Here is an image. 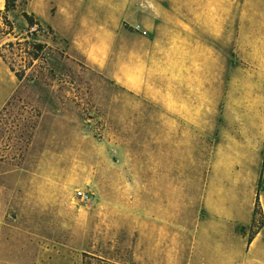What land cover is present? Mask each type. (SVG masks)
Segmentation results:
<instances>
[{
	"label": "rangeland",
	"instance_id": "obj_1",
	"mask_svg": "<svg viewBox=\"0 0 264 264\" xmlns=\"http://www.w3.org/2000/svg\"><path fill=\"white\" fill-rule=\"evenodd\" d=\"M202 1L211 48L225 61H209L201 90L189 92L186 82L176 90L169 80L168 16L161 33H142L157 38L146 42L156 61L133 67L142 74L134 90L123 80L131 69L121 47L97 68L69 58L46 26L30 34L23 6L8 22L0 14V264H82L85 253L98 264H187L216 156L206 203L226 228L200 230L191 262L216 264L219 243L238 255L241 241L229 226L250 218V170L257 185L264 181V129H254L250 113L264 106V61H254L264 58V0ZM172 95L179 107L203 106L204 113L171 112ZM143 186L160 188L169 204L172 188L176 204L163 202L157 217H146ZM77 189L93 201H79ZM155 225H170L166 249L177 256L164 258L159 241L144 238ZM241 253L243 264H253Z\"/></svg>",
	"mask_w": 264,
	"mask_h": 264
},
{
	"label": "crops",
	"instance_id": "obj_2",
	"mask_svg": "<svg viewBox=\"0 0 264 264\" xmlns=\"http://www.w3.org/2000/svg\"><path fill=\"white\" fill-rule=\"evenodd\" d=\"M4 4L5 0H0V10L4 9ZM22 6L24 7L23 10L28 14H33L41 21L42 25L50 29L57 37V41L65 42V54L71 59L84 61L97 68H105L108 66V61H112L114 51L121 47L124 51L122 56L123 66H128L131 69L128 73L137 76L133 78L129 74L123 80L129 88L134 90L141 86L142 74L140 72L136 74L133 69L147 64L143 61H156L152 49L155 47L153 44L157 38L153 36L151 40L150 37L143 36L142 33H161L163 28L161 23L167 16L170 24L164 30H168L170 35L169 61H171L172 68L169 80L175 84L176 90L179 82H186L188 92L191 88L193 91L199 88L200 91L201 84L199 83L204 81V72L209 65V61H225V57L220 59L219 52L216 51L215 55L214 49L211 48L208 10L207 5L202 0H19L17 9ZM181 16L185 18V26L179 27L178 18ZM123 24H128L133 28L131 32L125 31L122 27ZM179 33H185V37L179 39ZM146 42L153 43L151 48H146ZM244 60H247V58ZM254 61H264V58L261 57ZM178 66H184L183 70L185 68V72L179 71ZM189 98L186 97L187 102ZM170 110L175 114L186 115L195 112L204 113L203 106H195L194 111L179 107V97L177 95L171 96ZM250 113L254 115V129L263 130L264 106H252ZM186 119L188 118L186 117ZM216 157L209 164V169L203 180L201 194L205 213L193 227V240L187 264H192L191 259L194 254L195 241L200 236L198 235L200 230L205 232L204 234H209L214 232L209 229L210 227L217 224L225 227L206 203L207 181ZM226 162L229 161H223L222 163L226 164ZM234 162L235 158L230 160L229 166H233ZM236 168H238L237 164ZM256 171V169H251L249 172L253 177L250 188L252 197H254L251 201L250 218L243 222L232 221L233 225L229 226L230 233L233 236L238 235L241 241L239 243V253L238 255H232L227 248H221L222 244L219 243V254L216 255L219 259L216 264H243L242 251L245 255L250 256L253 264H264V181L260 185L256 184L258 180ZM262 178H264V171ZM170 191L171 202L169 204L165 197L162 198L160 188L141 187L140 201L143 204L144 215L146 217H157L160 213L159 204L163 202L165 208H172L177 200L173 198L172 188H170ZM257 195L263 212V225L251 242H248V237L244 231L251 226L253 207ZM170 228V225H163L158 229L155 225L153 230L149 228L143 231L146 235L145 239L153 235L152 240H154L155 246L159 241L158 248H163L161 256L164 258L177 256L174 251L173 253L171 250L166 249L172 241ZM205 240L208 241L210 238L205 236Z\"/></svg>",
	"mask_w": 264,
	"mask_h": 264
},
{
	"label": "trees",
	"instance_id": "obj_3",
	"mask_svg": "<svg viewBox=\"0 0 264 264\" xmlns=\"http://www.w3.org/2000/svg\"><path fill=\"white\" fill-rule=\"evenodd\" d=\"M18 2L19 0H5L4 9L0 10L1 18L4 20V22H8L7 15L9 13H12L17 10ZM21 15L24 18L27 26H32L36 24L38 26V30L42 27L41 21L37 19L33 14H28L25 10H22ZM49 31L51 30L49 29ZM11 44L12 43L10 42L9 45ZM33 46L39 50L41 49V45L38 43H34ZM33 58L36 59L37 55H34ZM262 225H263V212L259 201V197L257 195L253 207L252 222L250 226L248 242H251L252 238L259 231ZM96 260L102 262V259H100L99 257H94L92 255L85 253L82 264H98Z\"/></svg>",
	"mask_w": 264,
	"mask_h": 264
},
{
	"label": "built area",
	"instance_id": "obj_4",
	"mask_svg": "<svg viewBox=\"0 0 264 264\" xmlns=\"http://www.w3.org/2000/svg\"><path fill=\"white\" fill-rule=\"evenodd\" d=\"M34 30H38V26L36 24L28 26V32L30 34L33 33ZM75 192V195L79 201L84 203H91L93 201V194L91 192L80 189H77Z\"/></svg>",
	"mask_w": 264,
	"mask_h": 264
}]
</instances>
